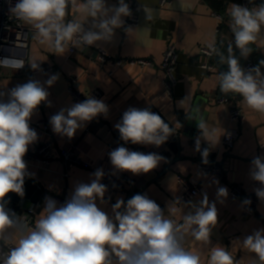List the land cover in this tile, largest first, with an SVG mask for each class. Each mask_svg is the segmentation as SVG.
Segmentation results:
<instances>
[{"label":"clouds","instance_id":"9594fccd","mask_svg":"<svg viewBox=\"0 0 264 264\" xmlns=\"http://www.w3.org/2000/svg\"><path fill=\"white\" fill-rule=\"evenodd\" d=\"M250 3L251 7L232 3L226 10L235 48L245 59L254 51L252 45L264 30V3L255 4L254 0ZM69 9L75 10L72 19L66 18ZM9 11L17 21L33 30L38 44L58 56L72 48L83 50L98 42H110L115 31L123 27V18L132 15L125 0H118L114 5H109L107 0H16ZM146 19L151 17L146 15ZM208 49L209 56H218L220 63L228 65V71L216 77L220 91L239 95L248 108L264 113V72L261 71L264 61L259 66L244 69L231 44L227 56L220 52L214 40L208 44ZM40 62L33 59L28 64L33 71L42 72ZM0 66L19 70L25 62L18 60L10 65L4 62ZM58 79L59 74H52L43 83L29 79L6 91L0 90V264H204L201 255L186 248L185 242L190 236L204 246L211 245L218 209L215 202H209L206 193L196 203H181L177 197L166 209L147 194H136L126 202L117 198L109 213L98 205V201L100 205L108 203L105 200L108 189L101 182L105 173L98 168L89 183L75 184L63 204L45 197L44 207L32 227L8 208L10 201L5 198L9 193L25 195V178H30L31 174L24 157L29 146L38 141L30 121L41 104L51 107L47 89ZM187 99L178 102L184 111H187ZM108 112L109 107L103 100L90 97L61 108L50 117L49 123L55 134L71 140L93 119L107 118ZM187 118L197 123L195 151L207 164L210 151L228 133L221 127L209 125L203 116ZM114 127L124 144L160 147L176 134V128L150 108L129 107ZM202 141L208 147L202 149ZM109 159L116 172L133 175L147 174L166 162V158L157 153L131 151L124 146L110 151ZM249 176L260 185L254 191L264 203V155L253 157ZM227 197L228 189L219 187L217 201L223 203ZM250 203L247 199L243 201L245 206ZM177 214H180V222L172 218ZM238 242L254 254V264H264V228L254 230ZM207 264L240 262L217 244L211 247Z\"/></svg>","mask_w":264,"mask_h":264},{"label":"crops","instance_id":"0c3cea01","mask_svg":"<svg viewBox=\"0 0 264 264\" xmlns=\"http://www.w3.org/2000/svg\"><path fill=\"white\" fill-rule=\"evenodd\" d=\"M132 1L134 0H125L130 8ZM137 1L143 7L140 25L127 31L128 17H124L123 27L115 31L110 42H98L95 45L107 51L112 56V61H125L122 66L110 62L103 67L92 58L90 51H79L74 55L69 51L63 56L52 54L46 47L38 44L33 37V30L26 25L32 33L29 48L21 54L25 66L22 70L1 68L0 90L6 91L17 84L26 83L29 79L43 83L52 74H59L58 81L47 89L51 107L45 104L43 108H38L30 121V127L38 134V141L29 146L28 150L35 152L41 144L52 142L57 158L45 167L27 166L30 178L42 189L39 202L22 199L16 203L7 199L10 201L8 208L15 212L21 221L34 226L44 207L45 197L56 201L68 199L75 184L89 183L94 178L92 173L102 168L105 174L117 175L121 179L129 178V181H126L125 195H117L110 203L111 195L107 191L105 200L108 203L100 205L98 201V205L106 212H111V205L117 198H123L126 202L136 194H147L161 208L166 209V205L177 197L180 198L183 192V187L178 182V177L182 176L193 185L203 186L201 195L193 200V203L199 202L206 193L209 202H215L218 209L217 225L210 237L211 245L204 246L189 236L186 238L185 247L198 252L204 264H207L211 247L217 244L225 247L240 264H254V254L247 252L238 241L252 234L254 230L264 228V203L257 198L254 191L257 187L249 176L253 157L264 155V147L261 146L264 145V113L248 108L238 95L229 97L231 104L220 103V98L225 96L218 87L216 77L221 72L215 58L209 60L202 52L208 49V44L213 40L217 46L224 38L234 44V36L229 29L230 17L226 15V10L232 3L249 7L252 4L250 0H247V4L245 0H172L173 5L162 7L161 0ZM107 3L114 5L118 0H107ZM254 3H264V0H254ZM215 14L224 16L223 21L220 22ZM146 15L151 19H146ZM74 16L75 10L69 9L66 18L72 19ZM171 44L178 48L179 62L175 101L170 103L165 97V77L161 66L164 53ZM252 47L254 51L248 57L259 66L260 62L264 61V30ZM33 59L41 61V67L53 65L55 70L32 77L27 71L32 70L28 63ZM137 60L150 61L152 66L130 64L131 61ZM207 61L215 65L216 71L207 72L202 68ZM240 63L244 68L245 64ZM261 71L264 72V67H261ZM72 87L84 96L83 100L74 98L71 94ZM94 91L101 92V100L109 107L107 118L99 116L93 119L78 130L71 140L55 134L49 123L50 117L61 108L90 98L89 94ZM185 97H188L185 102L187 111L178 106V102ZM152 106L175 126L181 138L177 153L166 142L156 147L124 144L120 140L114 125L121 120L124 111L129 107L151 109ZM234 106L244 108L246 122L243 127L231 121L230 112ZM187 116L196 119L203 116L209 125L221 127L226 132H240L237 145L232 151L222 147L225 136L221 137L220 144L213 149L215 158L223 168L221 176H205L197 171L198 153L192 144L198 135V128L196 121L188 119ZM40 122L47 124L49 129L37 126ZM118 146H124L131 151L137 147L145 148L165 157L166 162H161L147 174L116 172L110 163L109 153ZM62 150L72 151L81 160L91 163L93 168L66 165L59 157ZM101 182L103 183V179ZM232 186H238L244 193L256 197L254 215H246L241 198L232 197ZM219 187L228 189V197L223 203L217 201ZM183 210L187 212L188 208ZM172 218L180 222V214Z\"/></svg>","mask_w":264,"mask_h":264},{"label":"built area","instance_id":"2783aa9c","mask_svg":"<svg viewBox=\"0 0 264 264\" xmlns=\"http://www.w3.org/2000/svg\"><path fill=\"white\" fill-rule=\"evenodd\" d=\"M247 4V0H245ZM16 0H0V65L4 62H7L9 65L18 60H23L21 57L22 53H25L29 48L30 44V37H31V30L25 24L17 21L14 17L10 14V7L14 6ZM160 5L162 7L171 6L173 5L172 0H161ZM131 11L132 15L127 18L126 29L137 28L141 23V14L143 11L142 5L137 1L134 0L131 2ZM215 17L222 22L223 17L220 14H215ZM85 52L90 51L92 58L99 63L101 66H105L112 62L116 66H122L125 64V61L118 60L112 61V56L107 53L104 49H99L98 47L91 46L89 48H84L83 50H78L76 48H72L70 53L74 55L77 52ZM203 54L208 57L209 60H212L214 56H209L208 52L209 49H204ZM179 62V51L176 45L171 44L164 53L163 62L161 69H163L164 73V87L165 88V97L171 103L175 101V88L178 84L177 78V68ZM132 65H141L143 67L152 66V63L147 60H137L131 61ZM10 67V66H8ZM256 67L252 58L248 57L245 63V69H250ZM1 68H7L5 66H0ZM14 69L13 67H10ZM42 68V72H36L33 70L27 71L32 77L39 73H50L55 70V66L53 65H44ZM202 68L207 72H214L216 71V67L212 62L207 61L202 65ZM22 70V69H20ZM71 94L74 96L76 100H83L82 94L75 90L74 87L71 88ZM91 98L101 99V92L94 91L89 94ZM220 103L222 104H231V100L227 97L220 98ZM45 104H41L39 108H43ZM231 121L238 123L240 126H244L246 122V113L244 108L239 106H234L231 108ZM37 126H43V129L48 130L49 126L43 122L37 124ZM228 135L224 137L222 147L228 151H232L235 148V145L239 136L240 132L235 130L227 131ZM193 148L195 149V142L192 144ZM202 149L204 147H208L206 143H201ZM133 151L150 153V150L137 147L133 149ZM198 153V161H197V171L205 176H221L223 174V168L220 165V162L215 158L214 150L210 151L208 156V163L205 164L202 160L201 154ZM59 157L61 160L65 162L66 165H78L86 169L93 168V165L89 162L81 160L79 157L73 154L72 151L62 150L60 151ZM56 157L55 153L53 152V143L46 142L41 144V146L35 152H27L24 157V160L27 166H47L49 165ZM178 182L183 187V192L180 196L181 203H188L192 202L193 200L197 199L203 191V186L201 185H193L187 181L182 176L178 177ZM126 181H129V178L121 179L117 175H110L105 174L103 178V184L107 186L108 192L111 195L109 202L112 203V199H114L117 195H125L126 194ZM255 187H260V185L254 181ZM232 197L234 199L241 198L242 203L244 200H250L251 203L249 205L243 204V210L246 215H254L256 213V205L257 199L254 195L246 194L242 191L241 188L238 186H232ZM67 199L58 200L59 204H63ZM187 208L186 206L183 207ZM163 209V208H162ZM34 212V210H31ZM32 227V225H30ZM7 251V248L4 249Z\"/></svg>","mask_w":264,"mask_h":264},{"label":"water","instance_id":"95a60500","mask_svg":"<svg viewBox=\"0 0 264 264\" xmlns=\"http://www.w3.org/2000/svg\"><path fill=\"white\" fill-rule=\"evenodd\" d=\"M229 44L232 45L233 47V52L235 57L239 60V62H242L243 64L246 63V59L243 58L240 55V52L238 49L235 48V44L229 43L228 39L224 38L221 40L218 48L220 49V52L227 56V48L229 46ZM215 61L217 63L218 69L220 70L221 73L223 72H227L228 71V65L227 64H222L219 62V57L218 56H214ZM241 65V63H240ZM233 94H224L223 96L229 98L231 97ZM239 96V95H238ZM152 112L159 114L166 123H169L170 126H174L172 123H170V121L155 107L152 106V108L150 109ZM175 127V126H174ZM167 145H170L171 149L174 150L175 153H177V151H179L180 145H181V138L179 136V134L176 131V134H174L173 136H171L169 138V140L166 142ZM25 195L23 197L18 196L15 193H9L8 196L6 197V199H9L13 202L19 203L22 199H28L33 203H38L41 195H42V189H40L39 185L33 181L31 178L26 177L25 178Z\"/></svg>","mask_w":264,"mask_h":264}]
</instances>
